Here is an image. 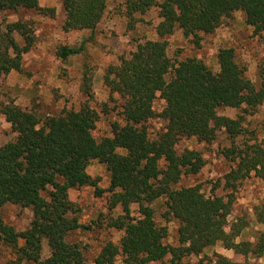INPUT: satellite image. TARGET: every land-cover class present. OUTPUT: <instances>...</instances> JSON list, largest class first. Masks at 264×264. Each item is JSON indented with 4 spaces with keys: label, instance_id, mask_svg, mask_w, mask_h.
Returning a JSON list of instances; mask_svg holds the SVG:
<instances>
[{
    "label": "trees",
    "instance_id": "1",
    "mask_svg": "<svg viewBox=\"0 0 264 264\" xmlns=\"http://www.w3.org/2000/svg\"><path fill=\"white\" fill-rule=\"evenodd\" d=\"M61 3L66 31H93L106 9V0ZM19 8L49 16L54 12L38 0H0V13ZM122 8L120 13L132 25L137 14L152 8L160 20L156 39L138 42L103 73L110 97L117 94L121 99L120 120L111 122V136L94 137L98 114L88 104L41 120L32 109L0 100V113L14 132L12 139L0 144V208L11 203L32 210L30 223L21 231L0 216V244L10 247L18 262L84 264L86 245L69 236L89 226L79 221V207L70 200L69 191L82 186L98 190V177L86 170L96 160L109 174L108 208L119 209L108 226L121 236L118 242H104L93 264H153L166 258L171 264H187L184 258L201 254L199 264H264V195L254 207L252 220L262 226L254 239L245 238L249 227L245 217L235 219L227 229L237 185L252 172L264 181V145L243 125L246 115L264 103V68L254 84L232 47L218 49V71L196 57L175 62L166 47V37L176 30L198 43L199 34L214 33L235 11L243 13L254 34L260 33L264 0H124ZM34 43L31 21L1 18L0 75L20 71L23 56ZM81 50V46L59 45L56 55L65 61ZM88 79L85 71L81 88L86 92ZM157 95L164 101L159 112L153 108ZM223 107L240 109L241 114L221 115L218 110ZM154 118L165 125L151 137L148 121ZM260 126L264 130V120ZM220 130L230 140L222 154L233 162L224 175V186L231 192L207 195L200 185L177 186L183 176L196 175L205 165L200 151L178 150L181 139L209 143ZM132 204L138 215L132 214ZM171 221L177 222V245L165 242ZM215 244L232 250L236 259L217 252L208 256L205 250Z\"/></svg>",
    "mask_w": 264,
    "mask_h": 264
},
{
    "label": "rangeland",
    "instance_id": "2",
    "mask_svg": "<svg viewBox=\"0 0 264 264\" xmlns=\"http://www.w3.org/2000/svg\"><path fill=\"white\" fill-rule=\"evenodd\" d=\"M44 8L53 9V15L40 14L36 10L19 8L0 13V19L7 21L27 20L33 23L35 43L24 54L20 71L12 70L0 75V100L4 103L13 102L21 108L32 109L42 120L49 115H56L64 109H77L88 104L98 114V120L93 129L95 138L111 136V122L119 121L117 115L121 99L117 94L110 97L109 90L103 82L105 69L112 64H118L121 56H128L136 48L138 42L145 39H156L155 26L159 22L157 9L152 8L143 15H136L132 24L121 14L124 0H106V9L100 22L93 31L63 29L65 13L61 0H38ZM167 53L173 61L187 57L203 60L212 70L218 71L216 54L221 47H232L238 60L245 66L247 76L254 84L259 82V69L264 68V31L254 34L252 28L244 23L241 11H235L212 34H199L198 43L195 37H184L181 30H176L166 37ZM59 45L82 47L80 53L62 61L56 55ZM88 73V92L84 91V72ZM164 101L157 95L153 108L159 112ZM219 114L236 117L240 109L223 107ZM264 120V103L254 113L246 115L243 125L252 130L258 142L264 145V130L261 122ZM160 118L148 121L151 137L164 127ZM14 132L11 125L0 113V144L12 139ZM247 136H250L249 134ZM254 136V135H252ZM242 140L238 138V142ZM230 146V140L223 130H220L215 140L209 143L197 141L194 138H183L178 144V150L185 147L201 152L205 165L196 175L183 176L177 186L200 185L207 194L225 196L231 189L224 186V175L230 171L233 162L227 159L222 150ZM92 177H98V190L93 186H82L71 189L69 198L79 207V221L88 225V229L74 231L69 240L81 242L87 247L84 264H93V257L100 246L106 241L118 242L121 232L108 226L112 215L119 209L109 210V174L103 164L92 160L87 167ZM100 191V194L98 193ZM264 195V181L252 172L233 191L232 211L228 216V227L239 218L249 221L245 238L254 239L255 232L262 226L252 220L254 207L259 204ZM133 215H138L137 206L131 205ZM0 216L5 222L21 231L28 226L32 218L30 207L6 203L0 208ZM157 220L160 221L159 217ZM168 236L165 242L177 245V222L167 223ZM22 243V241H21ZM217 252L231 259H236L232 250L223 248L220 244L205 250L208 256ZM48 247L43 243L42 256L48 255ZM203 256H189L183 259L187 264H199ZM0 264H32L30 261H17V254L5 245L0 244ZM153 264H171L168 258Z\"/></svg>",
    "mask_w": 264,
    "mask_h": 264
}]
</instances>
